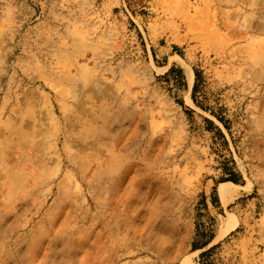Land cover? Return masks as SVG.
<instances>
[{"label": "rangeland", "instance_id": "374dc122", "mask_svg": "<svg viewBox=\"0 0 264 264\" xmlns=\"http://www.w3.org/2000/svg\"><path fill=\"white\" fill-rule=\"evenodd\" d=\"M0 264H264V0H0Z\"/></svg>", "mask_w": 264, "mask_h": 264}, {"label": "bare ground", "instance_id": "6f19581e", "mask_svg": "<svg viewBox=\"0 0 264 264\" xmlns=\"http://www.w3.org/2000/svg\"><path fill=\"white\" fill-rule=\"evenodd\" d=\"M189 74H190V78H191V71H189ZM234 187H237V186L234 184H222L221 185L220 195H221V198L225 204L228 202V200H229L228 198H232L233 195L235 194V190H233ZM226 225L228 227H227V229L225 228L226 230L223 233L229 232L235 227V225L231 221H229V223H227Z\"/></svg>", "mask_w": 264, "mask_h": 264}, {"label": "trees", "instance_id": "16d2710c", "mask_svg": "<svg viewBox=\"0 0 264 264\" xmlns=\"http://www.w3.org/2000/svg\"><path fill=\"white\" fill-rule=\"evenodd\" d=\"M195 91V90H194ZM222 120V119H221ZM224 181H227V182H233V183H238L239 181L237 180V179H235L234 177H228L227 179H225ZM215 202H216V200H215ZM212 239H213V236H211L210 238H209V240L208 241H206L205 243H203L202 245H199V244H197V243H195V245H194V247H193V249H194V251H198V250H202V249H204L205 247H207L209 244H210V242L212 241ZM209 252L210 251H207V252H204V253H202L201 254V258H204V257H206L208 254H209Z\"/></svg>", "mask_w": 264, "mask_h": 264}]
</instances>
